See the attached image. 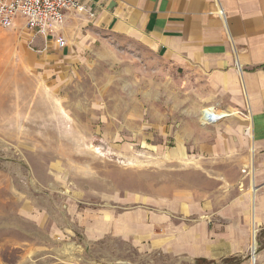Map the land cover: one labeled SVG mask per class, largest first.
Here are the masks:
<instances>
[{
  "label": "rangeland",
  "instance_id": "obj_1",
  "mask_svg": "<svg viewBox=\"0 0 264 264\" xmlns=\"http://www.w3.org/2000/svg\"><path fill=\"white\" fill-rule=\"evenodd\" d=\"M24 26L0 27V264H264V231L201 259L154 248L164 233L104 231L154 214L174 227L183 193H221L232 160L192 146L238 112L205 74L128 36L69 26L65 50Z\"/></svg>",
  "mask_w": 264,
  "mask_h": 264
},
{
  "label": "crops",
  "instance_id": "obj_2",
  "mask_svg": "<svg viewBox=\"0 0 264 264\" xmlns=\"http://www.w3.org/2000/svg\"><path fill=\"white\" fill-rule=\"evenodd\" d=\"M79 1L86 11H67V25L50 28L51 43L61 36L67 46L60 49L69 50V26L140 40L174 66L205 74L210 88L238 112L219 124L203 123L192 146L202 156L232 160L221 174L224 183H219L223 189L217 199L181 193L180 205L168 207L170 214L183 218L178 225L171 227L172 218L165 214L135 225L118 217L105 220V233L122 235V229L134 226L138 237L145 231L164 233L168 236L154 248L190 259L247 251L249 236L264 231V0ZM46 37L38 43H47Z\"/></svg>",
  "mask_w": 264,
  "mask_h": 264
},
{
  "label": "built area",
  "instance_id": "obj_3",
  "mask_svg": "<svg viewBox=\"0 0 264 264\" xmlns=\"http://www.w3.org/2000/svg\"><path fill=\"white\" fill-rule=\"evenodd\" d=\"M67 11L83 13L86 7L79 0H0V27L13 28L21 18L27 29L48 36L51 27L61 28L64 25ZM56 44L59 48L67 46L61 36L57 37ZM215 122L211 117L205 120V123Z\"/></svg>",
  "mask_w": 264,
  "mask_h": 264
},
{
  "label": "bare ground",
  "instance_id": "obj_4",
  "mask_svg": "<svg viewBox=\"0 0 264 264\" xmlns=\"http://www.w3.org/2000/svg\"><path fill=\"white\" fill-rule=\"evenodd\" d=\"M247 135H248V136L251 135V131H250V130H248ZM254 190H255V189H254Z\"/></svg>",
  "mask_w": 264,
  "mask_h": 264
}]
</instances>
